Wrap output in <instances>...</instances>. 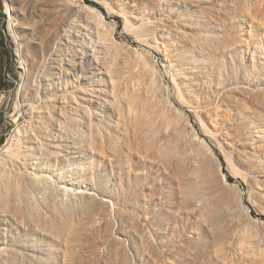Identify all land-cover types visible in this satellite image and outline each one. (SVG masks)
<instances>
[{
    "label": "rangeland",
    "instance_id": "374dc122",
    "mask_svg": "<svg viewBox=\"0 0 264 264\" xmlns=\"http://www.w3.org/2000/svg\"><path fill=\"white\" fill-rule=\"evenodd\" d=\"M0 5V264H264V0Z\"/></svg>",
    "mask_w": 264,
    "mask_h": 264
},
{
    "label": "bare ground",
    "instance_id": "6f19581e",
    "mask_svg": "<svg viewBox=\"0 0 264 264\" xmlns=\"http://www.w3.org/2000/svg\"><path fill=\"white\" fill-rule=\"evenodd\" d=\"M6 3V2H5ZM6 8H8V6L6 7ZM8 11V10H7ZM9 13H10V10L8 11ZM8 14V13H7ZM9 16H11V15H8V17ZM8 34H10V35H12L13 37H14V34H13V27H12V25H11V23H10V25L8 26ZM3 186H5L4 184H1V182H0V188L1 187H3ZM65 189V188H64ZM63 189V190H64Z\"/></svg>",
    "mask_w": 264,
    "mask_h": 264
},
{
    "label": "trees",
    "instance_id": "16d2710c",
    "mask_svg": "<svg viewBox=\"0 0 264 264\" xmlns=\"http://www.w3.org/2000/svg\"><path fill=\"white\" fill-rule=\"evenodd\" d=\"M1 9H2V7L0 5V15L2 14ZM1 46H3V43L2 42H1Z\"/></svg>",
    "mask_w": 264,
    "mask_h": 264
}]
</instances>
